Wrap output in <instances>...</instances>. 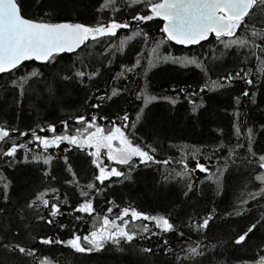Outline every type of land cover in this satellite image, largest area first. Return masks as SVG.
Masks as SVG:
<instances>
[{
	"label": "snow or ice",
	"instance_id": "obj_1",
	"mask_svg": "<svg viewBox=\"0 0 264 264\" xmlns=\"http://www.w3.org/2000/svg\"><path fill=\"white\" fill-rule=\"evenodd\" d=\"M157 20L162 25L159 38L145 31L149 22ZM122 31L126 34L120 35ZM213 40L222 50L212 48L199 56L161 51L170 42L202 47ZM137 41L144 47L134 60L119 64L103 89L96 86ZM65 53L77 59L58 68ZM229 53L236 55L237 64L217 73L218 62ZM27 61L40 62L49 70L26 71ZM169 63L198 70L203 82L173 84V95L154 94L150 73L159 64ZM5 75L9 80L3 87L16 93L17 105L30 91L43 97L45 89L55 103L61 85L79 88L86 96L85 111L60 119V130L55 121L22 130L0 116V264H55L41 255V246L91 255L105 251L106 245L123 251L137 240L153 238L156 245L139 249L141 255L160 253L163 264H205L206 260L211 264L209 249L217 245L206 241L217 213L212 208L201 214L192 202L204 195L205 187L222 196L225 181L233 173L242 177L246 191L226 212L227 217L251 215L252 205L264 201V123L257 127L241 111L245 101L258 106L257 96L264 92V0H101L93 21L87 23L54 20L48 13L37 19L28 15L25 0H0V77ZM40 81L39 90H34L32 85ZM238 81L245 87L232 97L231 111L224 109L229 125L213 128L208 141L169 144L167 151L172 154L160 158L164 148L160 129L150 126L144 135L139 134L150 123L148 112L154 103L163 101L175 108L183 98L189 119L199 120L208 111V93L230 92ZM121 96L136 104L134 118L126 110L112 115L101 112L106 103ZM84 161L90 176L82 177L79 162ZM23 165L34 167L40 178L26 195L17 190L12 175ZM142 166L165 169L160 183H182V198L152 212L135 206L121 208L115 197L108 199L115 183L132 181ZM100 197L107 205L102 216L96 207ZM261 212L229 238L233 247L249 246L264 228V208ZM86 218L93 223L81 232V224L88 227ZM39 225L57 231L34 234ZM62 232L68 233L67 239L61 238ZM253 247L248 264H264V236Z\"/></svg>",
	"mask_w": 264,
	"mask_h": 264
},
{
	"label": "trees",
	"instance_id": "obj_2",
	"mask_svg": "<svg viewBox=\"0 0 264 264\" xmlns=\"http://www.w3.org/2000/svg\"><path fill=\"white\" fill-rule=\"evenodd\" d=\"M101 0H25V6L28 10V15L34 16L37 19L44 16V13H48L50 17L55 19L70 18L76 22H92L96 16V9L99 7ZM142 7V6H141ZM130 13L126 14L125 18H128ZM162 26L160 21L149 22L145 31L151 33L152 36L159 38V27ZM125 32H121L120 35H125ZM144 45L139 41L132 44V46L126 51V54L113 65L110 72L106 71L103 78L96 82V86L101 89L104 88L105 82L108 81L109 76L115 74L119 70V64L129 63L133 61L136 53L143 48ZM219 47L222 50V46H218L213 40L211 42H203V46L194 45L190 47L178 46L170 42L164 46L161 51L164 54L171 53L175 56L182 55H196L199 56L202 53H207L209 49ZM82 55V53H81ZM219 55V52H217ZM77 57L72 54H63L59 60L57 67L68 66ZM237 57L234 53L226 54L219 62L216 68L217 73L223 74L227 70H231L237 64ZM24 69L26 71L40 70L47 72L48 67L42 66L39 63L33 61L25 62ZM151 85L154 94L158 95H173L170 91L173 84L178 87H182L185 84H196L203 82L202 74L194 68L187 70L180 69L179 66L172 64H159L154 68L151 73ZM215 78V77H213ZM7 75L0 77V116H6L8 119L14 121V123L21 127L22 130L29 126L34 127L36 123L43 121H55L59 129V120L66 118L67 116H74L77 111L84 112L83 107L86 93L71 86H59L56 95V102L48 99L46 95L39 97L29 92L28 98H26L22 105L15 103L16 93L11 89H5L4 82L8 81ZM43 82H37L32 85L34 90H39ZM245 85L242 82H236L230 92H218L208 93L211 99L208 100V111L204 112L203 116L199 120L189 119L188 109L189 106L186 101L181 98V102L172 108L168 103L160 101L150 106L148 112V120L150 123L145 124L144 128L139 133L144 135L150 126H156L160 129V142L164 146L161 151L160 158H164L172 153L167 151V145L180 144V143H197L206 142L210 139V134L213 128L217 126L227 127L229 125V117L225 115L224 109L227 108L231 111L230 105L232 104V97L239 95ZM169 90L165 92V90ZM92 91H95L93 87ZM257 105L248 104L245 101V106L241 109L242 113H246V119L254 122L257 127L259 124L264 123V92H261L257 96ZM122 110L128 111L131 117H135L136 104L131 102V98L127 96H121L115 98L113 101L104 105L101 110L103 114L112 115L119 114ZM81 168L82 177L90 176V169L87 166V162H79ZM165 169L157 170L155 166L145 168H139L133 174L132 181L117 182L109 190L108 199L115 197L117 204L120 207L135 206L141 210L152 212L154 209L159 211L165 207H169L179 199H181L182 183L172 181L167 184L160 183V172ZM13 176L16 177L15 183L17 190L22 195H26L28 188L32 184H39V173L34 167L29 165H23L19 167ZM179 179V178H177ZM201 179L203 177L201 176ZM242 177L239 174L233 173L227 177L225 181V187L223 195L218 196L215 192L205 187L204 195L194 200L192 203L196 209L203 214L206 210L215 208L217 218L212 222L210 230L208 232L209 239L206 243L216 244L215 250L209 249L211 264H248V262L254 256L253 245L264 236V228H261L252 237L247 247H233L229 242L230 237H234L240 233L242 229L253 222V219L262 214L261 209L264 208V201L260 204L252 205L253 212L251 215L245 216H232L227 217L226 212L231 211L233 205L238 203V197L246 189L242 186ZM82 182H86L82 179ZM247 190H253L249 187ZM73 202L76 197L73 194L71 196ZM105 198L100 197L97 200V211L102 216L106 211ZM62 222H67L63 220ZM93 221L86 218V224L80 225L81 232L89 230ZM56 228H49L45 225H39L35 228L34 234H48L54 235ZM61 238L67 239L68 233H60ZM215 237L221 238L224 242L220 243ZM167 239H174L172 236L165 237ZM193 239H196L193 236ZM156 245V238L152 240H137L131 247H124L123 251L117 249L114 245H106V250L91 255H79L73 254L70 250L62 248L60 246H41V255L50 257L55 264H163V256L160 253L156 255H141L139 249L145 247H154ZM205 264H209L206 260Z\"/></svg>",
	"mask_w": 264,
	"mask_h": 264
},
{
	"label": "water",
	"instance_id": "obj_3",
	"mask_svg": "<svg viewBox=\"0 0 264 264\" xmlns=\"http://www.w3.org/2000/svg\"><path fill=\"white\" fill-rule=\"evenodd\" d=\"M173 44H175L174 42H172ZM176 45V44H175ZM178 46H181V45H178ZM183 47H185V46H183ZM188 47H190V46H188ZM28 62V61H27ZM33 62H35V63H39L40 64V62H36V61H33Z\"/></svg>",
	"mask_w": 264,
	"mask_h": 264
}]
</instances>
